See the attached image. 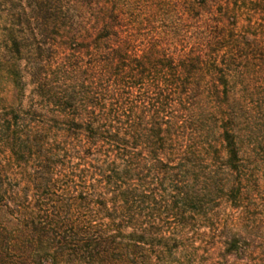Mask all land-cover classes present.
Wrapping results in <instances>:
<instances>
[{
  "label": "trees",
  "instance_id": "trees-1",
  "mask_svg": "<svg viewBox=\"0 0 264 264\" xmlns=\"http://www.w3.org/2000/svg\"><path fill=\"white\" fill-rule=\"evenodd\" d=\"M0 264H264V0H0Z\"/></svg>",
  "mask_w": 264,
  "mask_h": 264
},
{
  "label": "rangeland",
  "instance_id": "rangeland-1",
  "mask_svg": "<svg viewBox=\"0 0 264 264\" xmlns=\"http://www.w3.org/2000/svg\"><path fill=\"white\" fill-rule=\"evenodd\" d=\"M48 74H49V80H50V71H48ZM42 103H46V105L49 104V98L46 97V93H44L42 95V92L39 91L38 95H37V104L40 105Z\"/></svg>",
  "mask_w": 264,
  "mask_h": 264
}]
</instances>
